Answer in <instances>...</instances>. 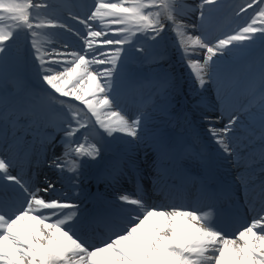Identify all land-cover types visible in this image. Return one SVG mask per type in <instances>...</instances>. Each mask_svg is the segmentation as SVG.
Masks as SVG:
<instances>
[{"label":"snow or ice","instance_id":"snow-or-ice-1","mask_svg":"<svg viewBox=\"0 0 264 264\" xmlns=\"http://www.w3.org/2000/svg\"><path fill=\"white\" fill-rule=\"evenodd\" d=\"M180 7L178 0H95L94 10L86 18L68 14L83 25L84 31H80L60 19L48 0H0V264H264V0H245L233 11L239 17L253 9L250 21L215 35L208 25L221 0H199L192 9L198 11L199 25L185 24L179 16ZM97 20L100 27L89 23ZM189 27L199 34H189ZM169 28L178 39L181 60L194 75L197 92L193 95L212 84L223 101L235 61L259 49V85L245 108L251 128L259 130L258 172L252 168L255 160L245 161L241 155L240 135L247 133L250 139L257 133L223 106L216 118L218 121L227 114L222 127H215L216 121L204 116L211 138L225 157H232L237 166L245 163L246 175L236 177L246 197H252L245 202L259 201L260 205L257 215L232 236L214 220L219 215L213 203L217 186L209 156L150 129L149 113L141 111L133 117L117 105V90L138 83L135 74L126 71L130 49L125 45L135 46L133 38L139 34L154 47ZM55 29L78 38L80 48L67 42L62 49L46 47L50 38L58 35L51 31ZM20 32L32 38L37 76L46 86L42 92L29 88L14 68L9 43ZM197 49L202 50V60L195 58ZM135 51L145 58L150 55L143 45L135 46ZM155 87L168 93L172 78L162 77ZM49 111L59 114L55 127L63 133V151L48 162L57 173L56 180L45 176L44 184L37 186L16 171L15 160L3 153L22 152V171L23 164L30 163L36 137L51 123ZM116 133L131 138L128 144L147 143L152 149L155 191L168 197L190 183L197 198L209 201L208 210L174 204L149 206L138 186L114 202L97 196L99 206L91 213L81 212L79 203L67 199L66 193L61 195L65 173L72 188L79 189L84 158H100L99 140L115 138ZM120 172V166L113 165L109 177L115 180ZM100 227L107 237L91 244L89 229Z\"/></svg>","mask_w":264,"mask_h":264},{"label":"bare ground","instance_id":"bare-ground-1","mask_svg":"<svg viewBox=\"0 0 264 264\" xmlns=\"http://www.w3.org/2000/svg\"><path fill=\"white\" fill-rule=\"evenodd\" d=\"M84 4H86L87 5V8H84ZM198 4V3H197ZM94 5H95V0H66L65 1V3L62 5L66 10H68V11H71L73 14H78L81 18H86V16H88V15H90L91 14V12L94 10ZM89 23H93L94 24V26H96V27H100V22L97 20V21H89ZM167 23V22H166ZM184 23L185 24H187V25H192V24H194V22H193V20L192 21H184ZM199 25V24H198ZM77 30H80V31H84V28L82 27V26H78L77 28H76ZM171 29L169 28L167 31H166V33L168 34V32L170 31ZM194 29H192L191 27H189L188 29H187V31H188V33H190V32H192ZM166 33H165V38L168 40V38H167V36H166ZM193 34H199L198 32H196V31H193ZM17 37V36H16ZM15 37V38H16ZM14 38V39H15ZM55 38H57V39H55ZM133 41H134V43H136L137 42V44L138 45H143L144 47H146V48H149L150 49V47H149V45H148V41H145V39H143V36H141V35H137V37H134L133 38ZM64 42H67L72 48H74V49H79L80 48V44H81V42L78 40V38H76L75 36H73V35H71V36H69V40H65V41H63V39L62 38H59L58 36H55V37H52V38H50V43L49 44H47L46 45V47H52V46H55L56 48H63V46H64ZM9 44H11L12 45V48L14 49V52L12 53V55H16V53H19V52H21V45L20 44H18L17 42H15V43H9ZM127 46H129V45H125V48L127 47ZM202 51L201 52H199V55H198V59H201L202 60ZM143 57H144V55H143ZM12 58V57H11ZM167 58H169V57H167ZM125 59H127V60H129V63L131 62V64H133V57H131L130 56V54L125 58ZM12 61H16L14 58H12ZM150 61V60H149ZM185 62H183V61H180L178 64H184ZM93 67H96V66H93ZM239 76H242L243 74H242V72L241 71H238V73H237ZM36 79L38 80V81H40L41 82V80L39 79V77L36 75ZM231 82V81H230ZM42 83V82H41ZM212 86H214V85H212V84H208V85H206V91L211 87L212 88ZM216 88V87H215ZM114 95H116V94H114ZM150 98H153V95H151L150 96ZM199 98V97H198ZM61 99H66V98H61ZM213 102L215 103V105H216V107L217 108H220V106L219 105H217L216 104V102L215 101H217V100H221L220 98H219V96H218V93H217V90H216V92L214 93V95H213ZM75 103H78V102H75ZM80 107H83L82 105L80 106ZM199 114H201V113H199ZM245 122V121H244ZM246 122H247V120H246ZM202 124L203 125H206L203 121H202ZM246 127H249V126H247V125H245ZM251 127V126H250ZM250 130L251 131H255L257 134L255 135V138L257 137V139L259 138V135H258V131H257V129H255V128H250ZM117 134V137L119 138V139H121V140H123L124 141V146L126 147V149H127V155L131 158L132 157V155H133V152H132V150L130 149V146H129V144L127 143V140L125 139V137L122 135V134H119V133H116ZM246 135H248L247 133H245ZM105 138V137H104ZM258 141L259 142H261L260 141V138L258 139ZM259 142H256L255 144H257V143H259ZM255 144H253V146H255ZM136 149H139V151H144L145 149L143 148V147H141V146H137L136 147ZM61 150H60V148L59 147H55L54 148V153H46L45 154V161H44V163H43V165H42V167L45 169V174H47V173H49L50 172V175H55V177L57 176V173L55 172V170L54 169H51V168H49L48 167V162L49 161H51L53 158H54V156H57L58 154H59V152H60ZM44 178H45V175H43V176H41V177H39V178H37V186H42L43 185V183H44Z\"/></svg>","mask_w":264,"mask_h":264},{"label":"rangeland","instance_id":"rangeland-1","mask_svg":"<svg viewBox=\"0 0 264 264\" xmlns=\"http://www.w3.org/2000/svg\"><path fill=\"white\" fill-rule=\"evenodd\" d=\"M161 42H162V41H161ZM163 43H164V44H163ZM162 45H163L162 47H165V46H166V45H165V42H162Z\"/></svg>","mask_w":264,"mask_h":264}]
</instances>
